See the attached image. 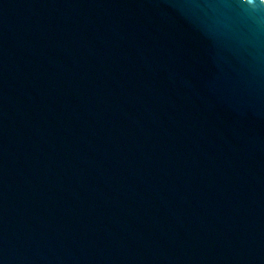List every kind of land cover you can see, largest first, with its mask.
<instances>
[{
  "label": "water",
  "instance_id": "water-1",
  "mask_svg": "<svg viewBox=\"0 0 264 264\" xmlns=\"http://www.w3.org/2000/svg\"><path fill=\"white\" fill-rule=\"evenodd\" d=\"M0 264H264V0H0Z\"/></svg>",
  "mask_w": 264,
  "mask_h": 264
}]
</instances>
